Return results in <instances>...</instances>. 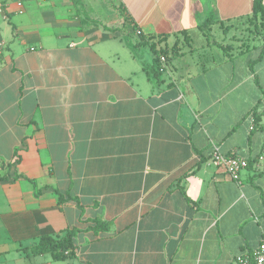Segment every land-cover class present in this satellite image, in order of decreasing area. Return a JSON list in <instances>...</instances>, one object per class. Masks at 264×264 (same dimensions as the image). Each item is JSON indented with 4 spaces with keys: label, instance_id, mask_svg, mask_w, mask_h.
Here are the masks:
<instances>
[{
    "label": "crops",
    "instance_id": "0c3cea01",
    "mask_svg": "<svg viewBox=\"0 0 264 264\" xmlns=\"http://www.w3.org/2000/svg\"><path fill=\"white\" fill-rule=\"evenodd\" d=\"M116 2L0 12V264H235L264 240V16L246 35L252 0ZM140 37L168 52L157 79ZM71 229L72 258L31 252Z\"/></svg>",
    "mask_w": 264,
    "mask_h": 264
},
{
    "label": "trees",
    "instance_id": "16d2710c",
    "mask_svg": "<svg viewBox=\"0 0 264 264\" xmlns=\"http://www.w3.org/2000/svg\"><path fill=\"white\" fill-rule=\"evenodd\" d=\"M264 16V6H263V0H252L251 3V14L247 18V20L250 23H253L254 26L257 25V23L260 24L259 20H262ZM123 20L124 23L130 24V28L133 32H136V27L134 24H132L131 20L125 15L123 12ZM212 24V19L211 17L205 19L200 25H199V30L205 34L208 38H211V29L210 25ZM137 33V32H136ZM141 42L138 43L140 44H147L149 43V39H144V37H140ZM163 41V38L159 40L158 43ZM124 43L127 47L130 49H134L135 45L131 44L129 39L125 38ZM149 47L153 53V60L151 61L150 65H143V69L146 72V75L149 80L152 79H157L158 76L160 75L159 68H160V57H165L166 63L168 59V52L165 48H156L153 43H149ZM173 49V48H172ZM264 50V48H263ZM262 50V52H263ZM261 55L259 56V58ZM254 62H251L249 64L250 69L252 70ZM64 200L63 197L59 195V201L62 202ZM95 226L93 229L95 231H100V230H106L109 227L108 223H104L101 221H94ZM76 230L71 229V230H66L62 234V236L58 238H51V237H42L38 244L32 248V253L33 254H50L51 257L54 260H65L67 258H72L74 256V245L72 243V238L75 235Z\"/></svg>",
    "mask_w": 264,
    "mask_h": 264
},
{
    "label": "built area",
    "instance_id": "2783aa9c",
    "mask_svg": "<svg viewBox=\"0 0 264 264\" xmlns=\"http://www.w3.org/2000/svg\"><path fill=\"white\" fill-rule=\"evenodd\" d=\"M24 9V0H0V12L7 18L9 14H21ZM140 34L137 32V35ZM159 72L164 73L166 70L165 57H160ZM252 129V128H251ZM211 162L214 167L222 169L229 178L239 182L241 172L248 167V161L245 158L236 155H226L218 149L217 146L211 145ZM235 264H264V240L251 252L241 253L235 256Z\"/></svg>",
    "mask_w": 264,
    "mask_h": 264
},
{
    "label": "rangeland",
    "instance_id": "374dc122",
    "mask_svg": "<svg viewBox=\"0 0 264 264\" xmlns=\"http://www.w3.org/2000/svg\"><path fill=\"white\" fill-rule=\"evenodd\" d=\"M103 1V0H100ZM107 1V0H104ZM112 1V2H111ZM110 4L111 3H117L116 0H109ZM116 9L118 10V6H116ZM119 11V10H118ZM242 31L244 34L248 35L253 31V23H250L247 19L242 22ZM233 34V33H232ZM231 33L227 36H225L221 30L215 29L213 35L215 36V40L218 42H224L225 44L227 43H234V41L230 40V37L232 35ZM237 37H240L239 34H236ZM32 262L29 261L28 258L24 256H14L11 257V255L6 256L5 262L2 264H31Z\"/></svg>",
    "mask_w": 264,
    "mask_h": 264
}]
</instances>
